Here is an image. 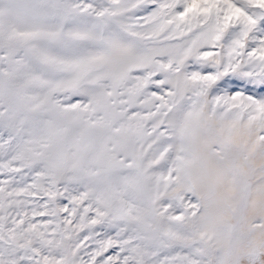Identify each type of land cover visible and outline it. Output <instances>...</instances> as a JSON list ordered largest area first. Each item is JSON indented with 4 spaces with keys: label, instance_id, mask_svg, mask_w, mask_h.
Instances as JSON below:
<instances>
[{
    "label": "snow or ice",
    "instance_id": "1",
    "mask_svg": "<svg viewBox=\"0 0 264 264\" xmlns=\"http://www.w3.org/2000/svg\"><path fill=\"white\" fill-rule=\"evenodd\" d=\"M0 264H264V0H0Z\"/></svg>",
    "mask_w": 264,
    "mask_h": 264
}]
</instances>
